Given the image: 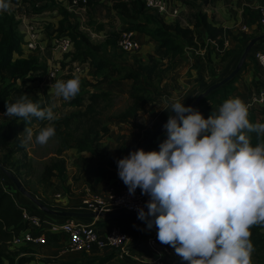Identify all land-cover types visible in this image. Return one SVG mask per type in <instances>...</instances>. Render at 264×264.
Returning a JSON list of instances; mask_svg holds the SVG:
<instances>
[{
  "label": "clouds",
  "instance_id": "1",
  "mask_svg": "<svg viewBox=\"0 0 264 264\" xmlns=\"http://www.w3.org/2000/svg\"><path fill=\"white\" fill-rule=\"evenodd\" d=\"M8 9L0 0V11ZM50 88L69 101L79 93L80 80H58ZM53 108L23 94L6 103L4 114L30 124L33 118L56 120ZM171 109L159 152L140 148L116 162L129 194L139 188L149 197L138 219L149 229L155 224L158 241L189 264H251L250 229L264 225V143L253 146L248 134L264 135V123H250L239 98L224 101L219 115L207 119L179 101ZM23 134L22 145L33 141L31 127ZM55 134L54 126H46L35 143L46 145Z\"/></svg>",
  "mask_w": 264,
  "mask_h": 264
},
{
  "label": "rangeland",
  "instance_id": "2",
  "mask_svg": "<svg viewBox=\"0 0 264 264\" xmlns=\"http://www.w3.org/2000/svg\"><path fill=\"white\" fill-rule=\"evenodd\" d=\"M46 1L47 3L44 5L41 3L42 1L37 0H9V9L1 12L8 15L11 14L13 16L14 21L17 24L16 30L19 32V35L22 27L19 19L21 15L25 14L27 17L38 14L44 19H51L53 21V23L46 25L45 29L50 27L48 30H52L51 26L55 25L58 28L61 24L63 28L76 26L77 30L85 34L93 45L99 47L100 44L107 39L105 38V35H100V37L95 35L96 33L99 34V25H92L89 19L84 18V16L86 17V14L79 20V18H76L74 14L65 12L61 9V7L53 4V0ZM261 6H264V4ZM53 11L56 12L54 13ZM145 14L149 17L154 16L147 10H145ZM113 27L114 26H112V29L114 30ZM231 31L235 35L240 30L231 29ZM242 32L245 34L247 39L238 37L237 40H234L231 37H228L224 40L223 45H220L216 41H211L209 37L202 36V31H197L194 36L193 45L185 46L182 49V53L176 56V59H170L169 56L163 53L155 54L152 45L158 46V40H150L145 44H142L140 52L135 55L121 53L118 51L117 47L114 46L111 50H109L107 55H102L105 56L108 62L112 64L109 68H103L99 71H95L90 62L86 61L84 71L78 76L69 74L66 77L59 78V80L63 81L79 78V93L81 92L83 96L79 106L71 104L73 98L69 101H65L62 97H57L55 95V89L50 88V85L57 81V79H48L46 74L48 72L49 64H51L52 54L47 52L44 55L37 56V58H35L36 63L39 66L45 67L44 75L41 79H38L37 76L38 73L40 74V71L36 73H28L27 78L30 76V78L36 77V79L35 81H29L26 86H30L32 88V94L37 97L38 100H41L43 106L49 107L54 105L53 111L58 118L54 121H46L45 127L52 125L55 129H57V132L54 137L50 138L46 145H39L35 143V135H37L42 128L39 126L38 122L33 123L31 127L34 133L33 141L29 144L21 145L22 150L12 156L11 162H15V169L9 166L5 169L18 178L23 188L28 191L31 196H39L40 199L45 200L47 198L50 199L48 192L51 190L52 193H54L53 190L55 182L50 183V190L39 183V178L41 177L43 169L50 163V161L58 157L63 159L65 157L68 159L69 156L75 165V161H77V159H73V157H76V155H78L84 162L89 159H101L105 155L104 151L107 146H109L110 142H113L114 145V141L117 140L119 143L120 138L124 134L128 136L144 134L146 132L144 129L146 128L147 130L150 128V115L155 114V111L158 110V108L163 106L166 108L170 107L169 109H171L172 103L181 101L184 98H187L184 101V105L186 107L190 106L196 98L202 95L209 87L220 83L234 71L242 58L246 46L250 42L249 39H253L258 35H261V32L263 31H260L257 26H254L253 28H248L246 31ZM136 38L141 39L140 34H138V36L136 35ZM217 40H221L220 37ZM252 48L243 60L241 68L237 74L230 79L233 80V84H231L227 89H224V99L221 100L220 95H212L214 97L207 100L205 104L194 107L195 110H198L204 115L205 112H216L219 115V108L224 101L239 98L246 106L248 105V119L256 116L254 117L256 118V122L264 123V111H261L258 115L254 114L255 106L253 104V98L254 94L258 90L257 85L259 72L253 56L255 52L254 50L257 47L254 45ZM258 50L261 49L258 48ZM229 51H232L231 55L227 54ZM26 52L27 49L23 40V43L21 44V54H19L20 56H18V58L20 60H27V58L30 59L29 57H31V54H25ZM149 54L152 55L150 59L148 58ZM99 55L101 56V53H99ZM145 66L150 68V72L145 69ZM131 72L139 73L141 75V83L144 87L148 88V92L152 94V98L151 103L145 105L144 112H139L137 117L133 120L124 121L117 118H119L121 114L133 105V100L131 98L133 93V83L131 80L126 79V74ZM103 78L107 79L101 83L100 81ZM3 80H8L9 82L12 81L11 77H8L6 73H0V89L5 83ZM20 84L21 82L17 80L16 85L20 86ZM220 88L222 89L223 87L220 86ZM100 91L109 92L110 95L104 100H99L94 107L95 110L99 112L95 116L96 120H99V125H97L96 129L100 130L103 126H107L109 128L108 136H104L102 138L101 143L94 150V153H83L79 155L72 143H70V147L68 149H62L61 138L65 137L64 132L68 130L69 133L75 137L78 136V131H80L75 129L78 123L77 118L71 119L68 127H65L66 125L63 123V120L70 117L74 113L84 112L88 104V96L93 92L98 93ZM169 109H167V111H169ZM167 111L165 112L168 113ZM6 116L7 115H4L3 113L0 114V121L5 119ZM166 116L167 115L164 114L161 120L166 118ZM153 120H155V118H153ZM158 120H156V123L159 122ZM56 123L57 127L55 126ZM154 126L156 127V124H154ZM159 126L160 125H158L157 128ZM82 128L83 126H80V129ZM154 131H152L151 134ZM60 133H62V135H60ZM164 133H166L165 130L162 135H164ZM19 138L22 142L24 139L23 131L19 133ZM103 140H105V144H107L106 147H104L105 144H103ZM164 140L165 139H161L158 142L155 141L154 143H151V149L153 151H158L160 143ZM69 141H71V139H69ZM58 150H62L61 153H59ZM74 150H76V152ZM3 154L4 152H0V162L2 161ZM69 162L70 159L67 160L68 166L70 165ZM44 202L48 204V201ZM48 218L52 220L54 219L51 217ZM124 221L130 222V224L126 223L128 225L136 224L133 220L131 221L125 219H118L115 221L110 220L107 221V224L120 225L125 229V231H128L129 227L125 225ZM80 222L86 223L87 221L80 220ZM102 225L106 226L105 223ZM139 226L140 228H144L141 224ZM97 227H100V224H98ZM149 231L151 232L153 229L147 230V232L142 234V238L139 242L140 245L131 247L129 249L130 254L128 257L124 259L116 258V260H112L108 264H156L154 260L159 256L154 253L146 243ZM160 244L168 250V253H163L161 251V264H189L188 261H184L175 253L174 248L162 243H159L158 246H160ZM63 249V243L48 245L46 242L43 246L29 247L26 249L20 248L13 252H16L15 254H17L14 257L15 260L21 256L28 257L31 255L35 256V254H37L40 257H36V259L45 260L47 261L46 264H54V262L64 260H82L88 256L87 254L83 255V253H64L62 252ZM105 255H107L106 252H100L97 257H103ZM260 256L261 255L252 253L251 264H261L264 258ZM38 262H41L40 264H45V262L42 261H37V263Z\"/></svg>",
  "mask_w": 264,
  "mask_h": 264
},
{
  "label": "trees",
  "instance_id": "3",
  "mask_svg": "<svg viewBox=\"0 0 264 264\" xmlns=\"http://www.w3.org/2000/svg\"><path fill=\"white\" fill-rule=\"evenodd\" d=\"M8 1L9 0H6L7 3ZM37 1H42L41 3L44 5L47 3L46 0ZM92 1L93 0L89 2L87 10L90 7ZM52 3L61 7L63 11L67 12L63 4L58 2V0H53ZM113 9L118 13V16L126 22V28L124 29L131 30L135 32L136 35H144L149 38V40H158L159 45L157 48L160 49L163 54L169 56L170 59H176V56L182 53V49L185 46L193 45L194 36L197 31H202V36L209 37L211 41H216L220 45H223L224 40L228 37H231L234 40H237L238 37L247 39L242 31H238L234 35L231 29L208 23L206 14L202 12H198L194 15L193 28H184L177 22L173 24L166 23L162 16L155 15L153 13L151 14L154 16H147L145 14V10L147 9L145 8L143 0L119 2L113 5ZM257 18V12L254 13V15L248 14V27H251V25L254 24L256 25ZM89 20L92 25L95 24V22H93L91 19ZM16 25L17 24L11 14L8 15L0 11V73H6V75L11 77L12 80L11 82L8 80H3L5 83L0 89V114L6 113V103H15L17 98L23 94H27L30 100H32L34 103H39L42 108L45 107L43 106L41 100H38L37 97L32 94V88L30 86H26L29 81H35L36 79V77L30 78V76L27 78V74L30 72L36 73L40 71V74L38 73L37 77L38 79H41V77L44 75L45 67L39 66L36 63L35 58L39 56L37 54H29L31 57H29L30 59L27 58V60H20L18 58V56H20L19 54H21V44L23 43V37L21 34L20 36L19 32L16 30ZM61 25H59L58 28L55 25L51 26L52 30H48L50 27L45 29V34L48 41L54 34L57 37H67L71 39L73 52L70 55H65L64 58L70 57L71 62H77L82 65H85V62L89 61L95 71H99L103 68H109L112 65L108 62L105 56L102 55H107L109 50H111L114 46L117 47L116 41L118 40L119 33L122 30L119 33H107L105 35V38L107 39L102 44H100L99 47L93 45L85 34L77 30L76 26L63 28ZM98 25V30L100 32L103 30V25ZM257 27L260 29L259 26ZM262 35H264L263 32H261V35L258 36ZM219 37L221 40H217ZM250 40L251 39H249V41ZM257 49L258 48L255 50ZM47 52H50L49 43L46 45V53ZM120 52L126 53L122 51ZM99 53H101V56ZM227 54L231 55L232 51L227 52ZM151 57L152 55L149 54L148 58L150 59ZM62 66H64L63 63ZM145 69L150 72V68L148 66H145ZM126 76V79L131 80L133 83V93L131 95L133 105L129 107L123 114H121L119 118H117L124 121L133 120L137 117L139 112H144L145 105L151 103L152 98V94L148 92V88L142 85L140 80L141 75L139 73L131 72L126 74ZM106 79L107 78H103L100 82L102 83ZM17 80L21 82L20 86L16 85ZM231 84H233V80H230L226 84L222 85V89L219 87L211 91L204 98L200 99L197 106H202L205 104L207 100H210L212 97H214L212 95H220V99L223 100L225 97L224 89H227ZM260 84L261 82L258 81L257 87ZM109 95V92L102 91L98 93H91L88 96V104L84 112L74 113L70 117L63 120V123L66 125L65 127H68L69 121L73 118H77L78 123L75 129L80 131H78V136L75 137H73L68 130L65 131V137L61 138L62 149H68L70 147V143H72L79 154L94 153V150L101 143L102 138L104 136H108L109 134V128L107 126H103L100 130L96 129L97 125H99V120H96L95 116L99 112H97L94 107L99 100H104ZM82 99L83 96L80 92L75 96V98H73L71 104L79 106ZM261 111H264V108L259 110L254 108L255 115H258V113H261ZM185 115H187V113ZM202 115L205 119H207L210 115L218 114L216 112H205V115ZM254 117L256 116L249 118V121L250 123L256 124L258 122H256V118ZM46 121L47 120L41 121L33 118L31 123L28 124L21 118L9 116H6L5 119L0 121V152H4L0 164L4 168L9 166L15 169V162H11V158L15 153L22 150V142L19 138V133L24 130V127H32L33 123L38 122L39 126L43 129L45 127ZM55 126L57 127V123ZM80 126H83V128L80 129ZM55 132H57V129H55ZM60 135H62V133H60ZM248 135L250 136V143L253 146L264 142V135L257 136L256 133H249ZM69 139H71V141H69ZM159 150L160 149H158L157 152H159ZM61 151L62 150H58L59 153H61ZM108 172L109 168H107L105 164L99 165L97 167V174L102 179ZM66 176V162L63 158L58 157L50 161V163L44 167L41 177L39 178V183L44 187H50L52 179H58L59 181L63 182ZM4 178L5 187L7 183L12 184L5 176ZM24 208L25 206H20L17 204L13 200L11 194L0 186V264H3L4 261H7L8 264H29L31 262L37 261L36 257L33 255L28 257L21 256L15 260L14 257L17 254H15L16 252H13L15 250H10L7 244L14 234L26 228L22 217V209ZM105 225H107V223H105ZM155 228L156 226L153 224L150 230ZM250 231L252 233L250 240L254 247L253 254L261 255L260 257L264 258V225H255L250 229ZM141 236L142 235H140L139 238H142ZM46 242L48 245L62 243L61 238L58 235L50 234L46 235ZM21 248L26 249L27 247ZM99 253L100 252L98 250H92L91 254H87L88 256L82 260L73 259L68 261H57L54 262V264H108L115 259L114 253H107V255L103 257H97ZM84 254L86 253H83V255ZM38 261L45 262V264L47 263L45 260ZM261 264H264V260L261 262Z\"/></svg>",
  "mask_w": 264,
  "mask_h": 264
},
{
  "label": "built area",
  "instance_id": "4",
  "mask_svg": "<svg viewBox=\"0 0 264 264\" xmlns=\"http://www.w3.org/2000/svg\"><path fill=\"white\" fill-rule=\"evenodd\" d=\"M91 0H58L65 7L66 11L81 18L86 14L87 6ZM145 8L150 13L164 17L169 9L167 0H143ZM54 13L56 11H53ZM256 26L264 33V6L256 9ZM47 15V14H44ZM178 9L172 11V16L176 18ZM40 15L27 16L22 14L19 18L22 24L20 34L23 37L28 54L44 55L46 45L50 44V53L52 54L51 64H49L47 77L52 80L66 77L71 74L78 76L84 71L85 65L77 62H71L70 57L64 58L73 52L71 39L67 37H57L55 34L48 41L45 34V26L53 23L50 19H44ZM244 26L240 31H246ZM118 50L126 53L136 54L140 52L142 44L137 40L136 33L131 30H122L117 40ZM254 59L257 64L261 84L254 94L253 104L257 110L264 108V50H255ZM62 63L64 66H62ZM248 107V105H247ZM0 186L6 190L5 178L0 170ZM54 198L61 199L60 194H54ZM147 195L141 191H136L130 195L128 189L116 191L108 188L102 194H92L85 196L79 201L78 209L85 213H93V219H87L86 223H81L73 219H62L59 222L48 220L37 214L29 212L26 208L22 209L23 221L26 228L20 230L12 236L7 243L10 250H16L21 247H35L46 244V235H58L63 243L64 253H86L91 254L92 250L99 252L114 253L115 258L124 259L129 256V249L132 246L131 237L116 225H106L108 214L128 213L138 215V209L146 208ZM100 224V227L97 225ZM157 231L155 228L147 236V246L159 257L154 260L156 264H161V253H168L166 247L158 246ZM153 232V233H152ZM141 238H139L140 240ZM162 251V252H161Z\"/></svg>",
  "mask_w": 264,
  "mask_h": 264
},
{
  "label": "crops",
  "instance_id": "5",
  "mask_svg": "<svg viewBox=\"0 0 264 264\" xmlns=\"http://www.w3.org/2000/svg\"><path fill=\"white\" fill-rule=\"evenodd\" d=\"M127 1L130 0H93L92 1L90 7L86 12V17L84 16V18L91 19L93 22H95L96 25L98 24L103 25V30L100 31L99 34L96 33L95 34L96 36L100 37V35H106L107 33L110 32L119 33L121 30L124 29V27H126V22L118 16V13L113 9V5L119 2H127ZM167 4L169 11L164 17H162L166 23L173 24L177 22L184 28H193L194 15L197 14L198 12H202L206 14L208 23L212 25L233 29V30H241V28L244 26L247 29L253 28L254 26L256 27L255 24L251 25V27H248L247 25L248 14L254 15V13H256V9L264 4V0H167ZM174 9H178V15L176 18L172 16V11ZM112 26H114L113 27L114 30L112 29ZM140 36L141 39L137 38V40H139L141 44H145L147 41H150L149 38H147L146 36L144 35H140ZM152 46L155 51V54L162 53L161 50L157 48V46L154 45ZM256 47L264 50V40L259 41L256 44ZM186 99L187 98H184L179 102L184 103ZM169 108L162 106L161 108H158V110L155 111V114L150 115L151 116L150 125H149L150 128L147 130L145 128L144 129V131H146L145 133L143 131L145 136L144 134L142 135L135 134L131 136L124 134L120 138L119 143L117 140L114 141L115 142L114 145L113 142H110L109 146H107V148L104 151L105 154L103 156L104 158L102 157L101 159H94V160L89 159L84 162L81 160V158H79L78 155H76V157L75 156L73 157V159H77V161H75L76 164L74 165L73 160L68 156V159H70L69 162L70 165L68 166L67 164L68 159L64 157L66 161V169H67V176L65 180L61 182L58 179H52V182H55L54 184L55 186L53 190L54 193H52V191L49 189V186H45L50 190L48 192L49 193L48 196L50 199L48 198L46 200L40 199L39 196H33V197L37 199L40 203L44 204L46 207L54 211L85 213L82 212V210L78 209L79 201L83 197L90 196L92 194H102L108 188H112L116 191L127 189L123 181L118 176V169L116 163L117 160L127 156L131 151L136 150L138 146L151 134V132L157 128L158 125H161L162 123L167 121L169 115H174V113H172V109ZM167 109H169V111H167ZM165 111H167L168 113H166ZM164 114L167 116L166 118L161 120ZM153 118H155V120H153ZM156 120H158L159 122L156 123ZM154 124H156V127L154 126ZM165 135L166 133H164V135H162L161 137L159 136L155 141L158 142L161 139H166L167 135L166 136ZM103 144H105V140H103ZM106 145L107 144H105L104 147H106ZM151 148L152 145H148L147 147H145L144 150L146 152L153 151ZM74 151L76 152V150ZM103 164H105V166L109 168V172L102 179L97 174V167ZM6 191L11 194L13 200L17 204H19L20 206H25V208L29 212H32L33 214H37L39 216H42L48 220L55 222H59V220L63 219L42 213L32 204L30 199L20 194L15 189L13 184L7 183ZM136 191H141V190L137 188ZM54 194H60L61 199L57 200L56 202V199L54 198ZM44 201H48V204L45 203ZM48 217L54 219L52 220ZM71 219L77 220L79 222L80 220L87 221V219H77V218H71ZM125 220L132 221L133 219H125ZM133 221L136 222L135 225L132 224L128 225L126 223L130 224V222L124 221L125 225L129 227L126 233L132 239L131 247L140 245L139 243L140 235H142L144 232H147V230H150L147 227V225H143L136 220ZM140 224L144 228L142 227L140 228L139 226ZM116 226H119L122 230L125 231V229L120 225H116ZM148 234L150 235V231L148 232ZM160 246L162 245L160 244ZM68 254H80V253H68ZM35 257H40V256L35 254ZM114 260H116V258ZM37 261L31 262L29 264L41 263V262L37 263ZM3 264H8V263L7 261H4Z\"/></svg>",
  "mask_w": 264,
  "mask_h": 264
},
{
  "label": "water",
  "instance_id": "6",
  "mask_svg": "<svg viewBox=\"0 0 264 264\" xmlns=\"http://www.w3.org/2000/svg\"><path fill=\"white\" fill-rule=\"evenodd\" d=\"M264 40V35L255 37L250 40L248 45L245 48V51L242 55V58L238 64V66L234 69V71L224 80H222L220 83H217L211 87H209L202 95L198 96L196 100L190 105L192 108L196 107L197 104L199 103L200 99H202L206 94L210 93L211 91L215 90L216 88H219L220 86L224 85L227 81H229L233 76L237 74L239 69L241 68V64L247 54L249 53L250 49L259 41ZM167 121L162 123L146 140H144L137 149H145L148 145L153 143L164 131L163 125L166 124ZM0 170L2 174L13 184L15 189L22 194L23 196L27 197L28 199L31 200L32 204L39 209L42 213L53 216V217H58V218H63V219H71V218H77V219H93L95 217V214L93 213H78V212H66V211H54L48 207H46L44 204L40 203L37 201L33 196H31L21 185L20 181L18 178L12 174L10 171L6 170L1 164H0ZM107 220H118V219H133L136 221H139L143 225H147L146 221H142L138 219V215H132L128 213H113V214H108L105 216Z\"/></svg>",
  "mask_w": 264,
  "mask_h": 264
}]
</instances>
